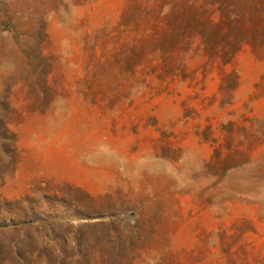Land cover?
Masks as SVG:
<instances>
[{"label":"rangeland","instance_id":"1","mask_svg":"<svg viewBox=\"0 0 264 264\" xmlns=\"http://www.w3.org/2000/svg\"><path fill=\"white\" fill-rule=\"evenodd\" d=\"M0 264H264V0H0Z\"/></svg>","mask_w":264,"mask_h":264}]
</instances>
